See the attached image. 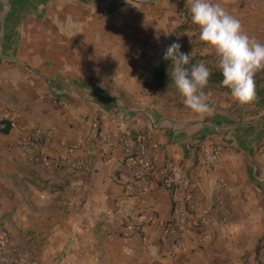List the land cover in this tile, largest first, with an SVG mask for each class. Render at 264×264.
I'll list each match as a JSON object with an SVG mask.
<instances>
[{"label":"crops","instance_id":"obj_1","mask_svg":"<svg viewBox=\"0 0 264 264\" xmlns=\"http://www.w3.org/2000/svg\"><path fill=\"white\" fill-rule=\"evenodd\" d=\"M227 7L264 42V0ZM186 8V0H0V104L14 111L0 131V242L6 232L39 264H264V108L213 90L214 110L200 119L182 97L138 82ZM125 134L148 144L153 167L141 177ZM215 146L213 166L206 154ZM170 163L190 180L193 213L208 218L187 248L164 231L176 199L162 185Z\"/></svg>","mask_w":264,"mask_h":264},{"label":"clouds","instance_id":"obj_2","mask_svg":"<svg viewBox=\"0 0 264 264\" xmlns=\"http://www.w3.org/2000/svg\"><path fill=\"white\" fill-rule=\"evenodd\" d=\"M191 23L199 30L206 51L214 53L222 86L241 105L256 99L255 76L264 71V42L250 36L241 21L227 7V0H186ZM173 43L165 53L171 61L170 78L183 98L184 106L198 118L211 115V94L206 93L211 70L204 61L188 67L190 54Z\"/></svg>","mask_w":264,"mask_h":264},{"label":"built area","instance_id":"obj_3","mask_svg":"<svg viewBox=\"0 0 264 264\" xmlns=\"http://www.w3.org/2000/svg\"><path fill=\"white\" fill-rule=\"evenodd\" d=\"M14 122V111L12 108L0 104V131H6ZM39 137L44 133L43 128L37 130ZM41 135V136H40ZM39 137L30 139L28 144H36ZM131 135L125 134L121 137L122 147L128 156V164L134 165V177H141L153 167L152 157L148 153V144L144 139L135 138L131 140ZM43 138V137H42ZM41 138V139H42ZM45 139V138H44ZM109 137L102 135L101 140L109 141ZM81 140L66 144L68 151L72 152L80 147ZM220 158V147H213L206 154V160L210 165L215 166ZM61 161H65V156L60 157ZM47 164H51L48 161ZM136 165V166H135ZM174 167L170 163L166 173L162 179L163 187L171 190L175 195L174 200V215L170 221L164 225L166 234L173 236L175 242L182 248H187L192 238V227H201L208 221V218L203 212L193 213L189 199L193 197L190 180L186 174L182 172H174ZM116 179L120 181L126 180V174L123 173L120 177L116 173ZM122 209V203L119 204ZM145 221V220H144ZM3 240L0 242V264H39V260L26 255L23 251L14 248L10 245V239L5 232Z\"/></svg>","mask_w":264,"mask_h":264},{"label":"trees","instance_id":"obj_4","mask_svg":"<svg viewBox=\"0 0 264 264\" xmlns=\"http://www.w3.org/2000/svg\"><path fill=\"white\" fill-rule=\"evenodd\" d=\"M184 16V21L168 34L164 44L160 48L153 50L148 59L144 62L142 69L138 74V82L143 86L145 91L151 92L154 95L160 97L175 95L180 98L181 95L177 91L169 75L171 61L166 60L164 57L166 50L170 45L178 43L179 37L185 32L192 31L194 34L187 45L181 46L180 48L182 53L190 54V63L188 67H191L200 61H204L206 66L211 70V76L205 92L209 93L213 90H220L231 94L228 88L222 86V74L215 66V55L203 53L205 45L200 41L199 34L196 33L198 29L191 23L188 8H186ZM210 60L212 61L209 63ZM255 90L256 99L249 104L264 108V71L257 73L255 76ZM8 130L9 128L6 131Z\"/></svg>","mask_w":264,"mask_h":264},{"label":"rangeland","instance_id":"obj_5","mask_svg":"<svg viewBox=\"0 0 264 264\" xmlns=\"http://www.w3.org/2000/svg\"><path fill=\"white\" fill-rule=\"evenodd\" d=\"M212 60L209 61V63L211 62ZM168 96L165 97V99L167 98ZM170 106V105H169Z\"/></svg>","mask_w":264,"mask_h":264}]
</instances>
